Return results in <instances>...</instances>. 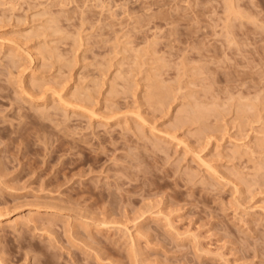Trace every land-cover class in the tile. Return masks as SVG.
Listing matches in <instances>:
<instances>
[{"label":"rangeland","instance_id":"374dc122","mask_svg":"<svg viewBox=\"0 0 264 264\" xmlns=\"http://www.w3.org/2000/svg\"><path fill=\"white\" fill-rule=\"evenodd\" d=\"M263 140L264 0H0V264H264Z\"/></svg>","mask_w":264,"mask_h":264},{"label":"bare ground","instance_id":"6f19581e","mask_svg":"<svg viewBox=\"0 0 264 264\" xmlns=\"http://www.w3.org/2000/svg\"><path fill=\"white\" fill-rule=\"evenodd\" d=\"M230 4V3H229ZM232 4V3H231ZM230 8V7H229ZM14 10V9H13ZM239 13V12H238ZM240 14V13H239ZM43 34V33H42ZM80 38V37H79ZM78 40V39H77ZM42 49V48H41ZM32 52V51H31ZM51 51H49V53H50ZM130 52V51H129ZM39 54V53H38ZM52 54V53H51ZM139 54V53H138ZM35 56V55H34ZM47 56H48V54H47ZM52 56V55H51ZM37 57V56H36ZM50 57V56H49ZM53 57V56H52ZM33 58V57H32ZM35 58V57H34ZM36 60V59H35ZM158 60V59H157ZM32 62V61H31ZM38 62V61H37ZM197 69V68H196ZM153 70V69H152ZM151 72V71H150ZM149 74V73H148ZM152 74V73H151ZM158 74V73H157ZM18 75V74H17ZM154 75V74H153ZM149 76V75H148ZM155 76V75H154ZM160 77V76H159ZM22 78H25V77H22ZM148 78V77H147ZM154 79V78H153ZM152 79V80H153ZM33 80V79H32ZM155 80V79H154ZM26 81V80H25ZM147 81V80H146ZM149 81H151V80H149ZM159 81H161V80H159ZM159 81H157V82H155V84H153L152 86L156 89V90H154V91H156V92H152V93H150V94H148L147 95V98L146 99H156V98H160V97H162V93H163V91H162V93H158L157 94V92H158V90L157 89H160V83H162V82H159ZM23 83V82H22ZM99 83V82H98ZM97 83V84H98ZM149 83V82H148ZM96 84V85H97ZM23 85V84H22ZM150 87V88H153V87ZM25 87H27V86H25ZM95 87V86H94ZM186 87V86H185ZM111 88H113V87H111ZM116 88V87H115ZM179 89V88H178ZM170 90H172V89H170ZM180 90H182V89H180ZM22 91H24V90H22ZM27 91V90H26ZM81 91V90H80ZM263 91V90H262ZM151 92V91H150ZM160 92V91H159ZM59 93V92H58ZM90 93V92H89ZM83 94V93H82ZM144 94H147V93H144ZM166 94V93H165ZM28 95H29V93H28ZM31 95V94H30ZM29 95V96H30ZM55 95H57V94H55ZM169 95V94H168ZM89 96H90V94H89ZM164 96V95H163ZM61 97V96H60ZM60 97H59V99H60ZM184 97V96H183ZM82 97H80L79 99H81ZM83 98H85V97H83ZM90 98H91V96H90ZM90 98L88 97H86V99L88 100H90ZM164 98V97H163ZM33 99V98H32ZM61 99H62V97H61ZM143 99V98H142ZM184 99V98H183ZM157 100V103H158V101L160 100V99H156ZM166 100V99H165ZM186 100V99H185ZM63 101V100H62ZM79 101V100H78ZM82 101V100H81ZM143 101H145V100H143ZM148 101V100H147ZM164 101V100H163ZM58 102V101H57ZM88 102V101H87ZM154 102V101H153ZM165 102V101H164ZM36 103V102H35ZM59 103V102H58ZM77 103V102H76ZM79 103V102H78ZM89 103V102H88ZM92 103V102H91ZM91 103H89V105L91 104ZM156 103V104H157ZM160 103V102H159ZM87 104V103H86ZM65 105V104H64ZM83 105H84V103H83ZM154 105V104H153ZM242 105V104H241ZM45 106V105H44ZM69 106V105H68ZM79 106V105H78ZM77 105H75V107H74V105L73 104H71V107L72 108H74V109H78V108H76V107H78ZM66 107H67V105H66ZM87 107V106H86ZM85 107V108H86ZM65 108V107H64ZM57 109V108H56ZM82 109H84L83 107H82ZM247 109V108H246ZM79 110L81 111V109H80V106H79ZM87 110V109H86ZM50 111V110H49ZM78 112V111H77ZM250 112V111H249ZM221 113V112H220ZM242 113H243V110H242ZM245 113V112H244ZM91 114H93V112H91ZM250 114V113H249ZM94 115H95V113H94ZM93 115V116H94ZM136 116H139L140 118H141V116H140V114L139 115H137L136 114ZM198 116V115H197ZM260 117V116H259ZM245 118V117H244ZM90 119V118H89ZM99 119V118H98ZM139 119V118H138ZM142 119V118H141ZM140 119V120H141ZM201 119H202V117H201ZM137 120V119H136ZM128 121V120H127ZM143 121V120H142ZM145 122H146V120H144ZM199 121H200V119H199ZM202 121V120H201ZM249 121V120H248ZM247 121V122H248ZM253 122V121H252ZM250 123V122H249ZM145 124V123H144ZM183 124V123H182ZM140 130V129H139ZM127 131V130H126ZM154 131V130H153ZM140 132V131H139ZM142 132V131H141ZM256 132V131H255ZM257 134V133H256ZM146 136V135H145ZM263 136V135H262ZM175 137V136H174ZM176 139V138H175ZM179 140V139H178ZM178 140H176V141H178ZM225 140V139H224ZM180 142H181V140H179ZM264 141V140H263ZM152 143V142H151ZM181 143H183V142H181ZM257 145V144H256ZM247 146V145H246ZM258 146V145H257ZM261 146H263L264 147V145H261ZM261 149H262V147H260ZM191 149V148H190ZM249 149V148H248ZM264 149V148H263ZM262 149V150H263ZM246 150V149H245ZM245 150L242 152V151H240L239 149H237V150H234V151H236L237 152V155L238 154H240L241 156H245V155H247V154H249L248 152H245ZM233 151V152H234ZM246 151H248V150H246ZM250 151H251V149H250ZM250 153H252V151L250 152ZM243 156V157H244ZM247 156H249V155H247ZM252 157V156H251ZM232 158V157H231ZM201 160V159H200ZM251 161H252V159H251ZM203 162V161H202ZM206 162V161H205ZM207 163V162H206ZM205 164V163H204ZM203 164V165H204ZM208 165V164H207ZM210 166V165H209ZM209 166H207V167H209ZM211 168V167H210ZM209 168V169H210ZM212 169H213V167H212ZM212 169H211V171H212ZM190 177V176H189ZM261 206V205H260ZM262 211H264V210H262ZM163 215V214H162ZM0 220H1V218H0ZM18 222H16V221H14L15 222V224L14 225H11V226H18L19 224H20V222H19V220H17ZM11 224V223H10ZM9 224V225H10ZM105 224V223H104ZM1 225V224H0ZM103 225V224H102ZM108 225V224H107ZM101 227V226H100ZM129 230V229H128ZM132 240V239H131ZM133 241V240H132ZM136 253V252H135ZM135 255V254H134ZM137 256V255H136ZM135 257V256H134Z\"/></svg>","mask_w":264,"mask_h":264}]
</instances>
